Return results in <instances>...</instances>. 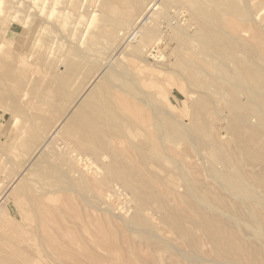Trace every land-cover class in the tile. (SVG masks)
Here are the masks:
<instances>
[{"label":"bare ground","instance_id":"obj_1","mask_svg":"<svg viewBox=\"0 0 264 264\" xmlns=\"http://www.w3.org/2000/svg\"><path fill=\"white\" fill-rule=\"evenodd\" d=\"M183 1L187 3L186 7L190 15L189 23L184 25L188 21L183 19V23L171 27L172 30L169 34L173 39L180 41L182 53L187 55L186 65L190 67L189 72L184 76L187 86H191L192 89L194 87L209 91V95H201L204 99L195 100L190 109H186L187 113H190V117L192 115L189 124L186 126L179 119L169 116L164 103H153L155 100L153 93L148 94V88L145 90L144 83L136 82L137 79L133 78L135 72L132 71L134 72L132 76L129 72L130 68L126 69V64H119L111 71L109 68L110 73H107L109 72L107 70V72L102 70L100 78H93L85 88L80 86L82 90L78 87L80 90L79 93L77 92L78 98L75 96L73 100H70L73 109L69 111L71 107L68 108V104L65 103L64 108H66L57 115L54 121L52 120L53 122L49 123L48 120L46 121L38 115L42 119L40 123H34L29 127H32L31 132L37 133L39 137L37 138L40 139L39 145L36 147L37 151L45 152L49 156L52 154L51 157H56L62 163L59 166H63L65 169L62 167L58 169L55 166V172H60L62 176L59 173L58 176L63 177L64 180L59 182L56 177L58 182H56L57 180L54 183L49 182L52 183L49 186L46 184L48 188L44 189L40 196H36L35 192L33 193L34 188L31 190L32 184H29L30 187H28L32 193L26 192L23 194L24 196L15 200L12 199L11 208L15 207V211L14 209L13 212L4 210V213L0 215V264H27L30 256L24 251L26 247L35 251L41 246L46 248L47 245L48 248L52 247L53 251L55 248L58 249L65 257L66 262L62 263L59 261L57 263L54 258H50L55 264H133V261H130L131 257L133 256L138 260L144 251L137 249L136 241L132 236L137 234V238L141 242H148L152 238L156 239L155 227L157 225L154 226L151 218V215L155 214L159 215L163 223L170 226L180 243L174 249L169 243L162 245L165 241L163 240L161 247H165H163L164 251L178 255L183 264H264V37L261 36L263 33H260L264 26L260 27L261 30L257 28L259 25L254 26L257 29V34L254 33L255 35L253 34L251 38L249 35L246 38V34L251 32L248 27V29L246 27L241 28L242 30L246 28V34L242 31L245 37L240 35L241 29H239L240 21L243 23L254 21L256 15L252 17V4L258 3V6L259 4L262 6L264 0ZM90 2V0H81L80 7H78L77 2L76 13L80 20L86 17L88 3L91 5ZM167 2L171 3L168 0ZM68 3L75 7L74 0H68ZM146 3L147 0H102L99 1V5L97 4L99 6L98 12L100 11L98 16L103 17L102 19L106 22L105 25L108 23L106 25L108 28L102 34L104 38L114 39L128 34L137 37L134 46L127 43L130 46L128 50L131 56L129 57L137 59L149 43L155 45L162 41V34L159 32L158 25L151 19L152 13L146 17L145 22L134 29L136 26L133 25L142 15L140 14L141 9ZM91 6L93 7V5ZM179 10L176 15L183 16V11L179 12ZM143 17L142 19H144ZM226 17H234L233 20L240 21L238 23L236 21L230 22L229 19L226 22L225 19H228ZM140 21L136 22L135 25ZM192 26L194 27L193 31H195L193 37L187 32L190 30L188 28H193ZM229 29L235 34L233 32L228 33L230 32H227ZM258 30H260L261 35ZM178 40L177 43H179ZM12 41L11 43H14V40ZM193 42L197 43L193 44ZM58 48L60 50V47ZM48 49L49 52L50 48L48 47ZM72 50L74 51V48ZM72 52L69 56L72 55L73 59L68 63L65 72L61 73L60 88L70 87L69 85L73 83L68 86L67 84L70 82L71 76L75 73L79 75L80 71H83L85 64L79 65L83 66L82 70L78 74L76 72L79 70L76 69L78 63L82 62L83 53L78 50H75L73 54ZM86 58L87 60L92 58L90 52L89 59ZM86 58L85 62L87 63ZM61 61L63 62V60ZM95 61H97L95 63L97 65L98 59L95 60L94 58ZM91 64L94 66L92 59ZM130 66L132 65L130 64ZM58 73L56 75L60 77ZM85 73L87 74L86 71ZM86 74L83 76L86 77ZM54 75H52L53 78H55ZM50 78L52 77L50 76ZM72 79L71 82H74ZM55 84L53 85L55 86ZM187 86L186 88H188ZM52 88L54 90V87ZM55 92L56 94H51V97L58 96L57 91ZM189 92L186 91L182 96L185 97V100H187V95L194 98L195 95L193 96V93ZM68 93V96L65 92L64 95L66 94L65 96L70 99L76 91ZM60 95L63 96V93ZM58 97L62 98V102L65 100L64 96ZM43 99L46 98L43 97ZM43 99H41L42 105ZM49 99L51 100V98ZM53 99L56 101L55 98ZM54 100H51L50 104ZM220 101H224L226 104L227 112L221 118L226 123L225 132L220 131L214 136L208 131L210 125L206 122L205 115L207 112L209 117H217L219 109H216L215 106ZM47 103L50 105L49 102ZM57 104L59 106V103ZM33 105L30 102L26 105L27 107L22 106L23 112L20 111L22 115H26L31 110L30 108L33 109ZM13 109L11 110L13 111ZM7 110L9 111V109ZM12 111H9L8 119L10 122L7 121L10 124L16 118L15 109L14 116ZM24 122L26 121L24 120ZM223 133L232 135L234 141L227 142V139L223 138ZM182 145L187 149L185 150L186 154L191 155L193 160L200 157L201 148L209 147L207 148L210 152L207 149L209 153H206V155L209 154V157L201 154L205 156V159L206 157L208 160L210 159L207 173L215 181V185L212 184L213 186L208 187L211 183L205 185L197 179L194 171L198 165L197 162L189 165L194 168L191 169V167L188 168L187 164L185 166L183 162L177 159L179 154L173 155V147ZM20 146L22 147L21 144ZM169 152L176 157L169 155ZM183 156L178 158L182 160ZM118 160L124 161L125 166H119ZM47 161L50 162V159ZM47 161L45 162L48 163ZM94 165L97 166L96 169L93 167ZM135 167H140L142 170L138 171ZM39 170L41 171V168ZM51 171L54 172L53 169ZM172 171H176V174ZM33 174L35 173L30 175ZM53 174H51V178H53ZM39 175L36 173L34 176L40 177ZM47 176L49 177V175ZM175 176L180 178V182L182 180L180 187H182L183 192L180 189L181 192L175 190L178 186L173 182L178 179L174 180ZM201 176L202 178L205 177L201 174L199 178ZM33 177H30L32 179H29L30 182H34ZM44 178H38L40 179L39 182ZM202 178L201 180L204 181ZM27 179L24 178V182L25 180L28 181ZM43 182L45 179L41 183ZM115 184L127 191L128 195L130 194V202L133 205L131 214L118 216L115 214L117 212L113 211L116 209L113 204L107 203V200L111 199V194L114 197L116 195V187H113ZM42 185L45 186V184ZM73 193L81 195L80 203L82 202L83 206L93 210L89 209L90 212L81 213L72 203L70 194ZM32 194H36L35 197ZM88 194H91V198L86 197ZM119 195L121 196L120 193ZM119 195L116 197H120ZM122 196L124 197L123 194ZM169 197V200L172 201L171 204L166 201V198ZM118 199L120 198H117V202ZM127 199L129 200V198ZM82 212L85 211L82 210ZM118 214L121 213L118 212ZM107 216L114 217L120 227L118 225L115 227L117 221H112V217L107 219ZM112 226H114V230ZM116 228L120 229L121 232H118ZM123 245L128 248V252L125 250L127 252L125 256L121 255L124 251H121ZM172 247L174 250L178 249L179 254L176 253L177 251L174 252ZM28 252L30 254V251ZM102 252H105L103 253L105 255H102ZM143 257L141 258L142 261L145 258ZM33 260L35 259L32 258L31 261ZM146 260L148 264V259ZM138 261L141 262V260ZM150 261L151 259H149Z\"/></svg>","mask_w":264,"mask_h":264},{"label":"rangeland","instance_id":"obj_2","mask_svg":"<svg viewBox=\"0 0 264 264\" xmlns=\"http://www.w3.org/2000/svg\"><path fill=\"white\" fill-rule=\"evenodd\" d=\"M80 1L81 0H77V1L74 0V2H75V7H74L70 3H68V0H52V1L51 0H0V8H1L0 9V105H1L0 106V194L2 193L1 194L2 196L0 195V215H2L4 213V210H8L9 212H13V209L15 208V207L11 208V203L13 202V200H15L18 197L24 196L23 194L26 192L32 193V191L29 190L30 188H31V190H32V188H34L33 193L35 192L37 194V195L32 194L34 197H35V195L40 196L44 192V189L48 188L49 185H52V183H49V182L54 183L57 180V178L59 179V182H60V180H64L63 177H62L63 179L61 178L62 175L60 174V172H58V173L61 176H58L59 174L57 172H55V170H56L55 166L58 169H61V167L65 169V167L59 166V164H62V163H60L56 157H54V156L51 157L52 154H50L51 156H49L45 152L37 151L36 147H38L40 139L38 140L39 137H38L37 133H35L33 130H32L33 133L31 132L32 127L31 128H29V127L32 126V124H34V123H40V121L42 120L40 117H42L46 121L48 120L49 123L53 122L54 119L57 117V115H59L61 113V111H63V109L66 108V107L64 108V106L66 105L65 103L68 104V108H70L71 106L73 107V105L71 104L72 101H70V100L71 99L73 100V98L75 96H77L78 91L80 92L78 87L80 88V86H82L83 88H85L90 84V82L93 80V78H100L101 77L100 73L102 72V70L105 72L106 70L109 71V68H110V71H111V70H113V68L115 66H117L119 64H124V65L126 64L125 65V66H127L126 69L128 70V68H130L129 72L132 74V76H133V73L135 72L133 78L135 80L137 79L136 82L144 83V86L146 87L145 90H147V88H148V90H147L149 92L148 94L153 93V96L155 97V100L153 103H156V104H163L164 103V106H166L165 109H166V112L168 113V115L172 116L176 119H179L186 126L189 124V121L191 120L190 118H192V115L190 117V113L188 114L186 109L187 108L190 109V107L193 104L192 102H194L195 100H198V99H201V100L204 99V97L202 98V96L207 95L209 93L208 90L195 89L194 87L192 89L191 86H189V87L187 86V84L184 81V76L189 72V69H190V67H188L186 65V61H185L187 58V55L182 53V49H181L182 47H180L181 45H179L180 41L178 39H173L171 37V35L169 34L172 30L171 27H173L175 25L177 26L178 24L180 25L181 23L184 22L183 19L188 21V22L185 21V22H187V24H184V25H188L190 15H189L188 8L186 7V5H187L186 2H184L183 0L182 1L180 0L181 2L179 0H176V1L175 0H168V1H171V3L167 2V0H147L148 4L146 3V5H144L142 7V9H141L142 11L140 13L142 15L139 17V19L136 22L140 21L143 16H144L143 18L145 20L142 19L143 21L141 20L137 25H135L136 24V22H135L133 26H136V27L134 29H137V27H139L141 25V23L145 22L146 17H148L152 13L151 19L154 23L156 22L155 23L156 25H158V29L160 30L159 32L162 34L161 35L162 41L159 42L158 44H155V45H152V43H149L147 45V47L144 48L142 55L137 59V58L129 57L131 55L129 54V50H128V48L130 46L135 45V41H136L137 37H134L133 35L130 36L128 34V35H125L124 37L120 36V37L114 38V39L113 38L107 39V38H104V35H102L103 32H105V29L108 28V27H106V25H108V23L105 25L106 22L104 21V19H102L103 17L101 15L98 16V14H100L99 13L100 11L98 12V10H99V6H98L99 4L98 3H99V1H102V0H99V1L90 0L91 1L90 3H91V5H93V7L88 3L89 6L88 5L87 6L89 8L90 7L91 8L89 9L87 7V11H86L87 12L86 13L87 19H85L86 17H84L83 19H81L82 22L76 13L77 12L76 7L78 5H79L78 7H80ZM164 1H165V3H164ZM77 2H78V5H77ZM161 2H162V5H161ZM181 3H183V4H181ZM164 4H167V5H164ZM171 4H173V5H171ZM174 4H175V6H174ZM158 5H161V6L158 7ZM176 5H178V6H176ZM173 6H174V8L176 7L177 10H175L176 8L174 9ZM257 6H258V3L252 4V6H251L252 7V17H254L256 15L254 17L255 18L254 21H248V22L243 23L240 20H233L234 17L233 18L232 17L231 18L226 17L228 19H225V20L227 22V20L229 21V19H230V22L236 21L237 23L240 21L239 22V25H240L239 29H241V28L243 29V27H246V28L248 27L249 29L248 28L247 29L251 31V32L249 31L250 32L249 34L248 33L246 34L245 33L246 28H245L244 30L241 29V33H242V31H244V33L247 35L246 38L249 36L251 38L254 33L257 34L256 33V31H257L256 27L258 25H259V27H257V28H259V29H260V27L264 26L263 25L264 23L261 24V22H264V4H262L263 7L261 6V4H259L258 7ZM259 7H261V8H259ZM178 10H179V12L183 11L184 17L181 15H176V13H178ZM88 11H90V12H88ZM156 11H158V12H156ZM175 11H177V12H175ZM88 13L89 14L91 13V14L89 15ZM187 13L189 16L188 15L186 16ZM7 15H8V17H7ZM173 15H176V16H173ZM173 17H174V19H173ZM69 18H70V20H69ZM164 18H166V19H164ZM164 20H166V21H164ZM256 20H257V22H255ZM170 21H171V23H170ZM254 22L257 24H255ZM245 23H246V26H245ZM241 24H242V26H241ZM239 25H237V26L239 27ZM254 26H256V27H254ZM184 27H186V26H184ZM129 28H133V27H129ZM188 29H190V30H188ZM188 29H187L188 34L189 35L192 34L191 37H193L194 36L193 32L195 33V31H193L194 27L188 28ZM260 30H258V33L260 32ZM228 31H230V32H228ZM12 32H14V33H12ZM227 32L231 34L233 31L231 32V30L229 29V30H227ZM246 32H247V30H246ZM9 33H11V34H9ZM241 33H240V35H242V36L245 35L244 33H242V34ZM260 33H263V34L261 35ZM260 33L259 34L262 37H264L263 36L264 35V29L263 28H262ZM169 35H170V37H169ZM9 38H10V40L12 38H14V39H12V40H14V43H11L13 41L12 40L10 41ZM250 38H248V39H250ZM177 40L179 41V43H177ZM127 43H128V45L130 44V46H128ZM196 43L197 42H193V44H196ZM49 45L52 47H50ZM150 46H152L151 49H149ZM48 47L50 48L49 52H48V50H49ZM58 47H60V50ZM61 47H62V49H61ZM73 48H74V51L78 50V51H81L83 53L82 62H83V60L85 62L86 57H88V59H89V52H90V55L92 58H90V60H87V58H86L87 63L86 62L85 63L84 62L78 63V67L76 69H79V70H76L77 74L80 70H82L81 68L83 66H84V68H83V71H80L79 75H76V73H75V75L73 74L74 77L71 76L70 82H68V84H67V86H68L69 84L73 83V84L69 85L71 88L66 87V86H65V88H60L59 83H60V78L62 76L61 73L65 72V69L67 68L68 63L71 61V59H73L72 55L69 56V54H71V52L73 51L72 50ZM79 48H80V50H79ZM51 51H52V53H50ZM54 51L57 53H55ZM73 52H72V54H73ZM84 52H86L88 54L85 53V55H84ZM63 54H65V55H63ZM54 56H55V59H53ZM64 58H66L67 60ZM94 58H95V60L98 59L97 65H95V63L97 61L94 62ZM91 59H92V63H94V66H93V64H91ZM136 59H137L138 64L136 63ZM56 60H57V62H56ZM58 60H60V61H58ZM61 60H63V62ZM64 60H66V62H64ZM129 60L131 62L133 61L132 63L134 65ZM116 62H118V63H116ZM126 62H128L129 64ZM11 63H12V65H11ZM53 64H54V66H53ZM81 64L82 65L85 64L87 66H85V65L79 66ZM130 64L132 66H130ZM139 64H140V66H139ZM89 65H91L92 67H90ZM88 66H89V68H88ZM181 66H182V68H181ZM90 68H92V69H90ZM131 68H132V70H131ZM89 70H90V72H88ZM85 71L87 72L88 76L85 73ZM110 71L107 73H110ZM132 71H134V72H132ZM139 72H140V74H139ZM50 73L52 75H54V73H55V75H54L55 78H53V76ZM57 73L60 75V77H57V75H56ZM84 74H86V77L83 76ZM146 75H148V76H146ZM50 76L52 78H50ZM145 76H146V78H144ZM76 77H77V79H76ZM140 77H141V79H140ZM71 79L74 80V82H71ZM79 79H81V80H79ZM54 83H56L55 86L53 85ZM186 86L188 88H186ZM52 87H54V90H52L53 89ZM14 88L16 89V91ZM72 88H73V90H72ZM47 89H48V92H47ZM59 89L60 90L64 89V91L61 90L62 91L61 92ZM23 90H24V92H23ZM65 90H67V91H65ZM145 90H144V92L147 93V91H145ZM55 91H57L58 96H60V97L64 96V98H65V100H64L65 102L63 101L64 103L61 101L62 98H59L56 95L55 96L58 97L57 99L55 96L51 97V94L52 95L56 94ZM58 91H60L59 92L60 94L63 93V96L60 95L58 93ZM72 91H76V93H75V95L72 96V98L68 99L69 98V97L67 98V96L69 95L68 92L71 93ZM186 91L192 92L193 96L195 95L194 98L192 96L190 97L189 95H187V100H185V97H182V96L184 95V93ZM64 92L67 94V96H65L66 94L64 95ZM78 96H79V94H78ZM78 96L76 98H78ZM43 97L46 99H43ZM49 98H51V100H54L53 98L56 99V101L54 100L53 103L51 102V104H53L55 106L50 104L51 100ZM41 99L44 100V103L46 102L45 103L46 105L44 103H43L44 106L42 105ZM58 99H60V100H58ZM180 100H181V102H180ZM28 102L29 103L32 102V105L33 104H35V105H33V109L30 108L31 110H29L28 113L26 114L29 116L22 115V112H23L22 106L27 107L26 105L29 104ZM47 102H49L50 105H48ZM223 102L220 101L217 104L218 107L215 106L216 109H219L217 117L214 116L211 118V117H209V114L207 115V112L205 115L206 116L205 120L210 125V127L208 126V131L211 132L212 135L214 134V136H216L215 134L220 133V131L225 132L226 123L224 122L225 120L223 121V119H221V118L224 117V115L227 111H226V104H225V102L224 103ZM57 103H59L60 109H59V106ZM47 105H48V107L49 106L50 107L48 108ZM72 107H71V109H69V111H71L73 109ZM13 108L15 109L16 112L14 111ZM39 108H40V110H39ZM45 108H48V109H45ZM7 109H9V111H12L11 109H13V111H12L13 116L16 114L15 115L16 118H15L14 122L11 124L8 123V122H10V120L8 119L10 115H9V111ZM56 109H57V111H56ZM21 110H22V112H20ZM191 110H192V108H191ZM7 111H8V113H7ZM41 111L42 112L45 111L47 113H45V112L42 113ZM14 112H15V114H14ZM44 115H46V116H44ZM48 115H50L51 117H49ZM17 116H19V117H17ZM218 116H219V120H221V121L218 120ZM24 117H26V118H24ZM37 117H38V119H37ZM24 120L26 122H24ZM35 120H36V122H35ZM37 120H39V121L37 122ZM223 135H222L223 138H225V140L227 139L226 140L227 142L229 141V143H231L232 141H234V137L232 135H230V134L225 135V133H223ZM18 137H19V139H18ZM22 142L25 144H23ZM20 144L22 145V147L20 146ZM23 146H25V147H23ZM168 146L171 147V145H168ZM19 147L23 148L24 150L20 149ZM207 147L205 146V147L200 149V154H199L200 157H198L199 159L197 157L194 158L195 160H193V158H191V155L186 154L185 150H187V149L183 145L180 147H173L174 148L173 155L179 154V155H177V159L180 162H183V164L185 166L187 164L188 168L191 167V166H189L190 164L197 162L198 165L196 168L199 167L198 170L199 171L202 170V171L199 172L198 170H195L196 168L194 169L192 167H191V169H194V171L196 172L195 175H197V177H198L197 179L200 182H202L205 185H208L211 183L210 185H208V187H211L212 184L215 185L216 183L214 180H212V178L209 177V175L207 173V168L209 166V160H210V159L208 160L209 154H207L208 157H206V159H205V156H207L206 153L210 152L208 149L209 147L208 148ZM207 149L209 152L207 151ZM36 152H38V153H36ZM39 152H40V154H39ZM170 152L168 153L169 155H171L172 157H176V156H173ZM201 153L204 154L205 156L202 155ZM37 155L38 156L40 155V157H38ZM192 155H193V153H192ZM179 156H181V157L183 156L184 160H183V158H182V160H181V158L179 159L178 158ZM44 158L46 160H43ZM48 159H50V162L47 161ZM34 160H36V161H34ZM45 161H47L48 163H46ZM54 162H56V163H54ZM57 162H59V163H57ZM50 163L52 165H49ZM125 164L126 163L124 161L118 160L119 166H125ZM42 166H44V167H42ZM48 167H50L51 169ZM93 167L95 169L97 168L96 165H94ZM38 168L39 169L41 168V171ZM219 168H220V166H219ZM52 169L54 172L51 171ZM135 169L138 171L142 170L140 167H135ZM203 169H204V171H203ZM29 170H31V171L33 170L32 173H35V174L30 175L32 173H29V172H31ZM43 172H44V175H43ZM172 172H174L176 174V171H172ZM36 173H37V175L41 174L42 176L39 175L41 178L45 177L44 178L45 182L41 183L44 179H42L39 182L40 179H38V178H40V177L34 176V175H36ZM48 173H51V174L54 173L53 178H51L52 175L48 174ZM174 173H173V176L175 175ZM201 174L203 175V177L204 176L205 177L202 178V176H201L199 178V176ZM27 175H28V177H27ZM47 175H49V177ZM30 177L31 178L33 177V180L36 184L33 181L30 182V180H32ZM24 178L27 179L28 181L25 180V182H24ZM35 178H37L36 179L37 181L35 180ZM176 178H178V176H175L174 180ZM201 178L204 181H202ZM179 180H180V178L176 179L173 182H175L174 184H176V186L178 185L175 188V190L181 192L182 187H180V186H182V180H181V182ZM46 181H48V182L46 183ZM28 182H30V183H28ZM56 182H58V180ZM179 182L181 183V185ZM205 182H207V183H205ZM29 184H32L31 185L32 187H30ZM42 184H45V186H43ZM23 185H24V187H23ZM117 186L118 185H116V184H115V186L113 185L114 188L116 187V189H115L116 195L114 197L111 194L110 195L111 199L109 198L107 200V203L113 204L114 208H116L115 210H113L114 212H117V213H115L116 215H118V216H124L125 215L126 216L129 213L131 214L132 206H133L132 203L130 202V194L128 195L127 191L123 190L119 186H118L119 187L118 188ZM26 187L28 188L27 191H26ZM12 191H14V192H12ZM12 193H14V194H12ZM119 193L121 194V196L119 195ZM122 194L124 195V197L122 196ZM70 195L72 198L73 205L74 206L76 205L75 207L79 211H81V213L90 212L89 211V209H91L90 207L88 208L87 206H83L82 202L80 203L81 195H78L76 193H73ZM88 195H90V196L88 197ZM88 195H86V197L91 198V194H88ZM118 195L120 197H116ZM127 196H129V197H127ZM170 197L166 198V201L168 204L172 203V201L169 200ZM117 198H120V199H118V202H117ZM127 198H129V200ZM5 200L8 202H6ZM114 203H116L117 206L114 205ZM79 204H81V205H79ZM178 204L179 203L177 202V205ZM128 205H129V207H128ZM5 206H6V208H5ZM124 206H126V207H124ZM82 210L85 212H82ZM91 210H93V209H91ZM14 211H15V209H14ZM125 211H126V213H125ZM118 212L121 214L119 215ZM111 217L107 216V219H110ZM151 218L153 219L154 226L157 225V227H158V228L155 227V230L157 231V236H156L157 238L156 239L152 238L148 242L147 241L141 242L138 240L137 234H134L132 236V238L135 239V240L134 239L133 240L136 241L135 246L137 247V249L139 248L140 250L144 251V254H142L141 256L143 257L145 255L144 257L146 259H148V264L149 263H151V264L152 263L153 264H183L182 260L180 259V257L178 255H173L174 253L170 252V251H164L163 249L165 247L164 246L161 247V243L163 240H165V241H163L162 245H168V243H169V245L173 246L174 249H176L178 247V245L180 244L178 242L179 240L177 241L175 234H173L172 230L170 229V226H168L166 223H163V221L160 220V217H159V215L157 216V214L151 215ZM111 219H112V221L116 220V219H114V217H112ZM158 220L161 221L162 223L159 222ZM156 221H157V223H156ZM113 223L115 224V222H113ZM117 225L120 227V224L118 223V221H117V224H115V227H118ZM113 227L114 226H112V228ZM116 229L118 230V232H121L120 229H118V228H116ZM113 230H114V228H113ZM118 232L115 231V233H118ZM35 244H36V242H35ZM124 246L125 245H123L122 247L120 246L122 248L121 251L124 250V251H122L123 253L121 254L123 256L127 255V252H128V250H127L128 248L126 246L125 247ZM44 247L45 246H41V248H38L35 251H33L34 249L29 250V247H26L25 248L26 250H24V251L26 252V254H28V256H30V257H28L29 260H28L27 264H37L38 262H39L38 264H55L51 261L50 258H54V260L57 263H58V261L60 263L66 262L65 257L62 256L61 252L58 249L55 248L54 249L55 253H54V251L52 250L53 249L52 247L48 248V245L46 246V248H44ZM173 247H172V249H173ZM45 249H46V251H45ZM125 250H127V252ZM28 251H30V254ZM99 252L101 254V251H99ZM174 252L179 254L178 249L174 250ZM103 253H105V252H102V255H105ZM171 253L173 256L171 255ZM46 254H48V255L50 254V255L48 256ZM142 257H139L140 259H138V260H141L142 264H147V262H146L147 260L143 257L144 258L143 261L146 262V263H144L141 259ZM155 257L157 258V260ZM32 258L35 259L36 262L37 261L38 262L36 263L35 260H33L34 262L31 261ZM149 259H151L150 262H149ZM138 260H137V258H135L133 256L130 259V261H133V264H140L141 262ZM130 263H132V262H130Z\"/></svg>","mask_w":264,"mask_h":264}]
</instances>
